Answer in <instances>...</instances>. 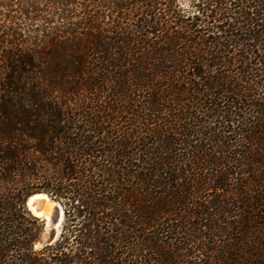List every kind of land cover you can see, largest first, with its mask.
<instances>
[{"label": "trees", "instance_id": "1", "mask_svg": "<svg viewBox=\"0 0 264 264\" xmlns=\"http://www.w3.org/2000/svg\"><path fill=\"white\" fill-rule=\"evenodd\" d=\"M0 264H264V0H0Z\"/></svg>", "mask_w": 264, "mask_h": 264}, {"label": "rangeland", "instance_id": "2", "mask_svg": "<svg viewBox=\"0 0 264 264\" xmlns=\"http://www.w3.org/2000/svg\"><path fill=\"white\" fill-rule=\"evenodd\" d=\"M49 201L51 203L49 207L47 208L45 214L39 217L41 220H44L46 222V226H45V233L43 235V242L35 246L36 251H39L40 249H42V247L45 246V244H52L59 237L61 233L63 212L60 208L57 210V204L55 202L51 201L50 199ZM45 217H48V218L46 219Z\"/></svg>", "mask_w": 264, "mask_h": 264}, {"label": "water", "instance_id": "3", "mask_svg": "<svg viewBox=\"0 0 264 264\" xmlns=\"http://www.w3.org/2000/svg\"><path fill=\"white\" fill-rule=\"evenodd\" d=\"M31 198H34V201L32 202V205H31L32 207L30 206V203H29ZM31 198H29L27 201L28 209L38 218L43 216L51 203L49 201V198L43 194H37V195L32 196ZM32 208L34 211L32 210ZM38 214H41V215L38 216ZM45 218L47 219L48 217H45Z\"/></svg>", "mask_w": 264, "mask_h": 264}, {"label": "bare ground", "instance_id": "4", "mask_svg": "<svg viewBox=\"0 0 264 264\" xmlns=\"http://www.w3.org/2000/svg\"><path fill=\"white\" fill-rule=\"evenodd\" d=\"M34 201V198H31L30 199V201H29V203H30V206L32 205V202ZM32 207V206H31ZM32 210H33V208H32ZM34 211V210H33ZM35 213V212H34ZM40 214H38V216H39Z\"/></svg>", "mask_w": 264, "mask_h": 264}]
</instances>
